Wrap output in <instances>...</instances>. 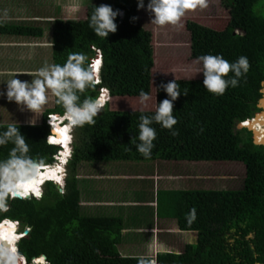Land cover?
Returning <instances> with one entry per match:
<instances>
[{"label":"trees","instance_id":"obj_1","mask_svg":"<svg viewBox=\"0 0 264 264\" xmlns=\"http://www.w3.org/2000/svg\"><path fill=\"white\" fill-rule=\"evenodd\" d=\"M262 2L264 0H223L224 7L230 12V20L223 30L187 22L192 59L220 55L229 62H235L246 56L250 69L239 78L238 86H230L223 95H213L204 88L203 74L197 80H174L180 84L182 92L173 101V114L178 123L173 130L153 123L157 135L150 158L141 155L136 145L139 143V117L152 116L154 110H112L108 102L94 118L95 123L73 130V156L67 168L63 193L52 182L38 177L39 191L47 182L41 198H7L8 210H0V222L17 221L23 228L30 229L29 235L18 243L21 254L29 261L45 255L50 264H139L141 257H124L118 251L124 230L122 219L85 214L77 177L81 163H243L246 179L242 190L158 193V212L176 219L181 231L197 232L198 240L196 244L187 245L181 254L159 253L157 263L264 264V146L254 144L251 131L237 128L239 123L254 118L260 112L258 103L264 88ZM99 5H90L84 20L58 18L51 21L53 64L63 65L73 52L84 53L91 62L99 50L103 60L100 83L95 89L86 90L81 100L88 96L100 97L103 88L110 92L112 98H138L141 90L151 95L155 66L153 34L139 21L137 6L127 0L107 4L114 11L123 13V17L117 16V31L105 39L96 36L89 27L93 6ZM0 34L43 38L45 29L26 23H0ZM231 77L230 73L228 78ZM161 84L157 91L158 103L170 99ZM185 89L188 90L186 96L183 94ZM64 111L55 98L54 107L44 113L39 125L16 124L29 145L26 154L29 160L43 166L54 164V156L59 149L47 143L51 135L47 120L52 114L63 116ZM255 120L251 122L257 130L258 140H261ZM8 125L0 124V132L5 131ZM259 127L264 132L260 122ZM173 131L178 134L173 135ZM13 147L12 143L0 146V162L9 158ZM47 177L54 181L48 174ZM19 194L22 197L29 195ZM170 208L173 214L168 213ZM192 208L196 209V219L189 223L187 217ZM17 239L13 234L3 244L12 241V247L7 248L13 251Z\"/></svg>","mask_w":264,"mask_h":264},{"label":"clouds","instance_id":"obj_2","mask_svg":"<svg viewBox=\"0 0 264 264\" xmlns=\"http://www.w3.org/2000/svg\"><path fill=\"white\" fill-rule=\"evenodd\" d=\"M69 7L74 14L80 11L78 3H73ZM138 7H144V0H138ZM207 7V0H149L147 10L154 16L151 24L165 26L177 25L186 13L193 12L197 8L204 9ZM118 15L123 17V13H120L119 10L114 11L110 5L101 4L93 6V12L89 18V27L92 28L96 36L106 39L110 33L114 34L117 31L115 21ZM50 46H53L51 42ZM96 51L97 54L91 59V62H88V57L84 53L73 52L69 54L67 61L63 65H45L37 69L35 73L29 74L35 77L31 83L15 78L20 75L19 73L14 74V78L6 82L8 101H14L22 109L27 108L31 112L42 111L43 107L48 103L49 94L54 96L57 103L64 108L63 116L52 114L48 116L47 120L51 132L53 131V134L51 133L47 138V143L59 149L54 156L55 162L54 164L44 166L37 164L40 168L62 166V182L47 181L55 184L58 189L60 187L62 193L65 189L67 168L73 156L74 128L95 123L94 118L98 116L101 109L112 98L110 92L103 88L102 90L108 91L110 97L106 104L103 103L101 93L100 97L93 98L88 96L81 100V96L86 90L95 89L97 84L100 83V70L103 60L101 52L99 50ZM95 58L101 60L99 70L96 67L97 61H94ZM195 63L196 67L189 68L188 70L194 71L196 75L202 73L204 76L203 86L213 95H223L230 86H238L239 78L244 76L250 69V62L246 56L239 57L235 62H229L220 55H203L198 57ZM230 73L232 77L228 78ZM160 87L167 93L170 99H164L160 103L156 102L152 116L141 115L139 117V143L136 145V150L145 158H150L151 151L155 146L153 142L157 134L155 128L152 127L153 123L160 124L168 130H173L174 125L178 123L173 114V101L178 99L182 93L180 84L176 81H170L167 84H161ZM183 94L185 96L188 95V90L185 89ZM138 99L141 105L147 106L152 97L148 92L141 90ZM245 122L239 124H245ZM54 123L64 125L63 128L69 124L71 141L68 145L70 152L64 162L60 160V155L64 150L63 147L57 146L51 141L55 132ZM172 134L177 135L178 133L173 131ZM8 143H12L14 147L10 151L9 158L0 162V210H6L7 198L18 190L17 181L21 178L27 180L34 177L38 171L35 162L27 158L26 154L29 152V145L24 135L20 133L19 128L16 127L15 122L9 124L5 131L0 132V146H5ZM43 187L41 191L44 190ZM29 195L28 198L26 196L25 198L22 197V199L34 197L32 193ZM187 218L189 223L195 221V208L190 210ZM23 238L25 237H22L20 240ZM0 264H14V258L10 251L0 252ZM139 264H155V261L151 257H146L141 258Z\"/></svg>","mask_w":264,"mask_h":264},{"label":"crops","instance_id":"obj_3","mask_svg":"<svg viewBox=\"0 0 264 264\" xmlns=\"http://www.w3.org/2000/svg\"><path fill=\"white\" fill-rule=\"evenodd\" d=\"M112 1V0H111ZM114 0L111 3H114ZM122 1V0H120ZM131 4H135L137 6V14L138 19L143 25V27L150 31L153 34V43L159 37H166V35L171 36V32L180 31L179 35H183L186 32V24L188 21H193L198 24L207 26L211 28L209 25L216 22L212 18H218V20H224L225 16H229L230 20V12L224 7L223 0H207L208 7L204 9L197 8L193 12H188L181 19V21L177 25H165V26H156L151 24L154 16L147 10V5L149 0H144V7H138V0H127ZM110 3V2H109ZM106 3V4H109ZM212 10H215L214 13L211 14ZM29 12H31V8L29 5L24 3V0H0V23L4 25L14 24V23H26L32 24L34 26L36 23L31 22H40V18H30ZM208 18V20H207ZM51 22V21H50ZM154 25V26H153ZM41 27H43L41 25ZM44 28V27H43ZM213 29V28H212ZM216 30V29H215ZM52 31V30H51ZM188 35H190L188 33ZM172 37V36H171ZM44 38V37H43ZM43 38H28V37H17L13 35H5L0 34V104L3 110H6V101H8L6 92H7V84L6 82L12 78H14V74L19 73L20 75L16 77H20V80H26L23 78L26 74L35 73L36 69H27V67L23 66V63L26 59L20 60L22 64L20 65L17 60H14V56H21L19 59H23L22 54L24 50H27L28 53L31 52L32 49L36 48H46L47 43H43L40 40ZM173 38V37H172ZM174 38L177 39V37ZM190 39V37H189ZM34 40H37L35 42ZM52 40V39H51ZM52 42V41H51ZM53 45V44H52ZM53 47V46H52ZM190 48H191V39H190ZM13 50V51H12ZM19 52L20 54L16 53ZM27 52V51H26ZM26 53V55H28ZM52 55V50H51ZM53 62V60H52ZM15 77V78H16ZM55 97L53 96L52 106L50 108H46L45 106L42 109V114L39 119V124L42 122V118L44 113L54 107ZM3 103V104H2ZM21 107V106H20ZM25 109V108H24ZM1 111V109H0ZM29 111V110H28ZM31 112V111H29ZM34 113V112H33ZM35 124V125H39ZM92 162H84L81 163L78 168V181L79 188L82 193V207L84 208V212L89 216L96 217H115L120 218L124 221V230L122 232V242L118 245V251L121 256L124 257H151L154 261H157V255L161 252L164 253H172L176 247V241H171V235L175 236L180 234L181 238H183V242L185 247L190 244H196L198 240V233L194 231H181L176 219L168 217L165 213H162V218L157 217L154 223L151 224H138L137 228H132V222H130L131 215L126 216L127 212H135L138 213L145 212L146 208H157L158 211V193L161 191V186L171 187L179 181H187L195 178L194 175L187 172L183 166H186L187 163L191 162H165V161H152V162H119L124 163V165H115L120 170L128 171L129 163H151V168L147 167H137L132 171H128L129 173L119 174H92ZM117 163V162H115ZM196 164L195 162H193ZM200 164V163H198ZM38 167L37 169H39ZM85 171V172H84ZM186 173V174H185ZM196 179V178H195ZM197 180V179H196ZM86 181V183L80 187V182ZM121 181V182H133L138 185L145 184L148 182H153L154 193L152 194L153 199L147 200L148 196H134L132 195L130 198H124L125 195H115V193L111 190L110 186L113 182ZM194 182V181H193ZM196 183H194L195 186ZM141 186V185H140ZM192 186L193 185H189ZM179 187V186H178ZM142 189V188H141ZM191 191V190H186ZM152 193V191H151ZM160 212H158L159 214ZM127 222H130L127 226ZM160 234H167L164 238H160ZM148 238H145L147 237ZM168 237L170 240H168ZM126 238H131L134 242H142L143 246L139 247V252L135 253H122L121 246L125 243ZM146 240V241H142ZM138 244V243H136ZM138 249H135L137 251ZM155 251V252H154ZM177 254H181L176 252ZM45 256V255H43ZM46 257V256H45ZM47 258V257H46ZM158 264V263H157Z\"/></svg>","mask_w":264,"mask_h":264},{"label":"rangeland","instance_id":"obj_4","mask_svg":"<svg viewBox=\"0 0 264 264\" xmlns=\"http://www.w3.org/2000/svg\"><path fill=\"white\" fill-rule=\"evenodd\" d=\"M114 0H24V3L29 5L31 12H29L30 18H40V22H31L36 23L38 26H43L45 29V36L42 40L43 43H47L46 48H36L32 49L30 53L27 50H24L22 54L23 59H19L21 56H14V60H17L19 64L27 67V69H39L45 65L53 64L50 42L52 41V31H51V22L54 19L62 18L64 20H84L87 16V9L90 5L96 4H106L111 3ZM125 2V1H123ZM73 3H78L80 5V11L78 13H73L70 9V5ZM264 3V2H262ZM215 10H212L211 14ZM213 20H216L213 24L209 26L216 30H223L229 21V16H225L224 20H218V18L213 17ZM208 20V18H207ZM154 26V25H153ZM180 31L171 32V36L166 35V37H159L153 43L155 49V66L153 69L152 76V99L147 103V106L140 104L138 98H129V97H115L110 101V108L112 110L118 111H153L155 110L156 102L158 103V87L162 82H170L174 80H197L202 77V73L196 75L194 71H189V68L196 67V60L191 57V48H190V35L186 32L185 34L179 35ZM177 37V39L174 38ZM37 42V40H34ZM52 43V42H51ZM13 51V50H12ZM16 53L20 54L19 52ZM27 51V52H26ZM28 53V55H26ZM96 59V58H95ZM20 80V77H16ZM29 83L32 79L35 78L32 75L26 74L23 76ZM53 96L49 94L48 103L46 108L52 106ZM3 104V103H2ZM7 108L3 110L0 104V124H11L15 122L19 125H35L39 124V119L42 114V111L29 112L27 108L20 107L14 101H6L4 105ZM41 123V122H40ZM255 124V122H254ZM245 127H247L245 125ZM151 162V161H149ZM125 163V162H124ZM124 163H115V162H92L91 165L93 171L92 174H123L129 173L128 171L134 170L137 167H147L151 168V163H135L128 165V171H123L115 168V165H124ZM187 163L186 166H183L188 173L195 176L192 180L179 181L171 187L161 186V191H174V190H206V191H239L244 188V181L246 179V167L243 163H207V162H195ZM200 163V164H198ZM85 172V171H84ZM48 174V173H47ZM186 174V173H185ZM49 175V174H48ZM194 181V182H193ZM197 182V186L194 183ZM86 181L80 182V187H82ZM141 185V186H140ZM138 185L133 182H113L110 186L111 190L115 195H125L124 198H130L134 196H150L147 200H152L154 193L153 182L143 183ZM189 185H193L189 186ZM179 186V187H178ZM43 187V186H42ZM41 187V188H42ZM40 188V189H41ZM142 188V189H141ZM44 189V187H43ZM42 190V189H41ZM152 191V193H151ZM41 193V191H40ZM162 211L158 214L157 208H146L145 212L138 213L127 212L126 216L131 215L129 219L132 222V228L135 229L138 224H151L154 223L157 217L162 218ZM168 213L173 214L171 208L168 210ZM168 215L167 213H165ZM130 222H127V226ZM167 234H160V238H165ZM171 241H176V247L172 251L174 253L184 252L185 245L183 238L180 234L175 236L171 235ZM145 238H148L145 237ZM2 241L7 238L2 237ZM168 240L169 237H168ZM131 238H126L125 243L121 246L122 253H137L139 252V247L143 246L142 242H132ZM146 241V240H142ZM135 249H138L135 251ZM155 252V251H154ZM164 253V252H161Z\"/></svg>","mask_w":264,"mask_h":264},{"label":"bare ground","instance_id":"obj_5","mask_svg":"<svg viewBox=\"0 0 264 264\" xmlns=\"http://www.w3.org/2000/svg\"><path fill=\"white\" fill-rule=\"evenodd\" d=\"M94 61H99L101 63V60L97 59V58ZM100 63L98 65V67L96 66L97 70H99ZM98 73H99V71L97 72V75H98ZM104 100H105V98H103V103H104ZM245 125L247 127H249L250 129H254L255 132L257 133V130L254 128L251 121L245 122ZM255 125H256L259 133L261 134L262 138H264V132H262L260 127H259V120H255ZM54 126H55V132H54V136L52 138L53 141H52V139H51V141L54 142L55 144H59L60 146L63 147L64 150L60 155L61 156L60 160H62V162H64L65 158L68 157L67 155L70 152L69 145H68L69 142L71 141V136L69 135V129H70L69 124L65 128H63L64 125H59V123H54ZM261 126H262V124H261ZM257 139H258V137H257ZM62 169H63L62 166L39 168L37 171V175L34 176V178L32 180L31 179L24 180L23 178H21L19 181H17L18 190L16 192H18V193L23 192V193H29V194L35 192L36 194L40 195L41 193L38 190L37 183L31 184V182L36 181V179L38 177H39V179L50 181L47 177V173L49 174V176H51L53 178L54 182H56V183L62 182V178H63L62 177ZM40 171L42 172V174ZM14 229L15 228H14L12 223L5 222L3 225L0 226V239L2 237L8 238L11 235H13ZM5 246H7V247L11 246L12 247V241H5ZM13 251H15V250H13Z\"/></svg>","mask_w":264,"mask_h":264},{"label":"built area","instance_id":"obj_6","mask_svg":"<svg viewBox=\"0 0 264 264\" xmlns=\"http://www.w3.org/2000/svg\"><path fill=\"white\" fill-rule=\"evenodd\" d=\"M101 97L105 98L104 104H106L107 101L110 99L108 91H105V90H102ZM23 198H25V197H23ZM10 199L11 200L16 199L15 192L13 193V195L10 196ZM7 210H8V208L6 207V210H1V211L6 212ZM5 222H10V221L9 220L1 221L0 222V226L3 225ZM10 223H12L14 228H15L13 233L16 235V237H18L16 243L14 244L15 251L9 250L7 248V246H5L3 244L2 239H0V252H2V251H10L11 255L14 258V264H50L48 259L45 256H43V255L40 256V257L33 258L31 261H29L26 256H24L23 254L20 253L19 248H18L19 240L22 237H26L27 235H29L30 229L29 228H25L24 229L21 226V224L19 222H17V221L10 222ZM155 264H157L156 261H155Z\"/></svg>","mask_w":264,"mask_h":264},{"label":"water","instance_id":"obj_7","mask_svg":"<svg viewBox=\"0 0 264 264\" xmlns=\"http://www.w3.org/2000/svg\"><path fill=\"white\" fill-rule=\"evenodd\" d=\"M264 85V84H263ZM261 93H262V98L259 100V103H258V108L260 109V112L256 113L254 118L252 119H249L247 120L246 122H249V121H253L254 119L256 120H259V122H261L262 124V127L264 128V88L261 90ZM243 124H239L238 125V130H243V129H247L249 131H251L253 133V140H254V144L257 145V146H260V145H263L264 146V138H262L261 140H258L257 139V133L255 132L254 129H250L249 127H244L242 126ZM53 134V131L51 132ZM37 167H39L37 165V163H35ZM33 182V181H32ZM31 182V184H36V181H34L33 183ZM59 192L62 193V190L60 189L59 187ZM32 195H34V197H42L43 196V191H41V194H36L35 192L32 193ZM15 196L17 199H22V196L18 193V192H15ZM29 197V195H27V198Z\"/></svg>","mask_w":264,"mask_h":264},{"label":"snow or ice","instance_id":"obj_8","mask_svg":"<svg viewBox=\"0 0 264 264\" xmlns=\"http://www.w3.org/2000/svg\"><path fill=\"white\" fill-rule=\"evenodd\" d=\"M99 64V61H97V65Z\"/></svg>","mask_w":264,"mask_h":264},{"label":"flooded vegetation","instance_id":"obj_9","mask_svg":"<svg viewBox=\"0 0 264 264\" xmlns=\"http://www.w3.org/2000/svg\"><path fill=\"white\" fill-rule=\"evenodd\" d=\"M253 134V133H252ZM254 138V137H253ZM245 182V181H244ZM250 237H252V236H250Z\"/></svg>","mask_w":264,"mask_h":264}]
</instances>
